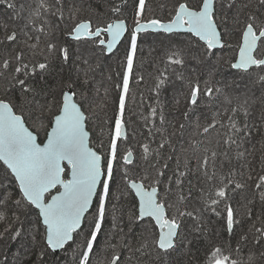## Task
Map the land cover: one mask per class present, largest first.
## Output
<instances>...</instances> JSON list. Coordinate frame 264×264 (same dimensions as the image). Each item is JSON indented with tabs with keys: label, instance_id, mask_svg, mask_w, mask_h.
Wrapping results in <instances>:
<instances>
[{
	"label": "snow or ice",
	"instance_id": "1",
	"mask_svg": "<svg viewBox=\"0 0 264 264\" xmlns=\"http://www.w3.org/2000/svg\"><path fill=\"white\" fill-rule=\"evenodd\" d=\"M148 2L109 0L107 19L98 16L94 22L79 19L78 9L66 16L65 0H0L14 19L24 20L19 32L0 25L5 33L0 46L19 49L0 59V239L8 235L22 245L28 241L35 256L32 264H58L55 257L69 251L72 264H94L99 238L107 240L113 233L120 235V242L109 240L107 264H169L174 253L190 252L193 241L209 231L206 215L221 218L223 231L237 244H206L204 264H264V159L254 177L255 165L243 147L245 134L251 135L246 122L251 94L257 87L264 94V0H176L167 19L150 18ZM61 24L71 25L67 36L78 50L58 42ZM147 33L169 38L186 33L190 40L169 47L156 69V105L145 117L152 127L134 154L131 149L121 151V146L128 139L131 85L143 80L134 75L138 41ZM121 48L120 80L114 82L118 95L109 121L102 115L109 89L104 88L99 101L94 73L101 58H115ZM56 59L62 65L78 61L74 77L59 82L56 90L46 81L37 87ZM222 63L233 70L230 83L216 79ZM201 71H206L203 80ZM173 76L189 88L187 102L192 107L184 113L188 123L173 126L165 135L167 120L158 97ZM105 79L111 82L112 76ZM201 102L213 110L211 116L189 119ZM177 133L181 138L188 135L178 147L172 139ZM117 170L125 182L120 195L131 198L126 211L113 203L111 185ZM250 182L253 195L246 198ZM32 215L35 221L29 222ZM108 215L113 216L111 232L104 231ZM125 215L127 231L120 225ZM85 228L84 242L79 243ZM249 232L259 262L253 254L247 261L239 258ZM118 248L127 249V259Z\"/></svg>",
	"mask_w": 264,
	"mask_h": 264
},
{
	"label": "trees",
	"instance_id": "2",
	"mask_svg": "<svg viewBox=\"0 0 264 264\" xmlns=\"http://www.w3.org/2000/svg\"><path fill=\"white\" fill-rule=\"evenodd\" d=\"M176 0H149L147 5V15L151 17H158V18H168V9L171 8ZM17 3H20L21 0H16ZM66 8H65V15L67 16L69 14V10L71 9H78L77 16L79 19L89 17V15H94L96 18L100 16L102 19H107V16L104 14L108 10L109 6V0H65ZM167 7H162V6ZM164 14V15H163ZM166 14V16H165ZM0 25H7L8 31L17 30L18 32L24 25V20H17L14 19V13L12 10L5 8L4 6H0ZM70 24H61L60 29L57 31V34L60 33H67L68 29L70 28ZM3 33L0 31V38H3ZM58 39V38H57ZM190 40V35L187 34H174L171 38H169L166 34H146L141 36V40L138 41V53H137V61H136V70H135V77L139 78L143 76V80H134L131 85V93H130V100L127 104L126 109V120L130 127L129 137L126 141L123 142V145L121 146V151H124L125 149H131L133 150L134 154H137L139 152V145L142 142H145L147 138L149 137V128L152 127L151 124H146L145 117H147L150 113V106L156 105V99L154 92L152 91L153 88V82H154V76L156 75V69L157 67L162 66V58L164 57L165 53L168 51L169 47L175 48L179 45L187 44ZM58 42L61 41L58 39ZM183 42V43H181ZM75 43V42H74ZM75 51L78 50L79 45L75 43ZM19 49H13L11 46L8 48H4L3 46H0V59H3L7 56L14 55L16 51ZM118 55H116L117 57ZM115 57V58H116ZM109 58H102L104 60L105 66H101L96 70L94 73L96 86H99L101 89L100 97L97 99L102 102L103 98V92L104 88L107 87L109 89V101L106 105V107L103 108L102 115L105 119H108L109 121L114 115L115 112V106L114 103H112L113 99L118 95L114 88V82H119L120 76L119 72L121 70H117V77L114 79L112 77V81H107L105 77L108 75L112 76V72L115 70V67L117 63H114L113 66H111V62L113 59ZM119 58V57H118ZM117 61V58L114 60ZM54 66L51 73L47 74L42 81L37 83V87L40 86L41 83H44L46 81V86L52 90L57 89V85L62 80H67L69 76H73L75 74V69L71 72L69 70H65V73L60 72L59 65H56L53 63ZM105 70L103 73L102 71ZM100 73L101 76L98 74ZM110 73V74H109ZM229 74L230 76L225 77L226 74ZM233 74V71L229 68L227 63H222L218 66V69L216 71V79L220 81H228L229 83L234 79V76H231ZM200 78L203 80L206 78V71H201L199 73ZM91 86V85H90ZM256 90L258 89L255 88ZM259 92V90H258ZM189 93V88L185 83L182 81L176 79L175 76L171 77V81L168 84L166 88H164L161 92V95L158 97L161 105L164 108V113L166 116L167 123L165 125V128L167 131L165 132V135H168V133H171L173 131V126H175L177 129L179 128L180 123L187 124L188 121L185 119L184 113L186 111H189L191 109V105L187 102V97ZM254 92H252V107L253 109L251 111L250 109V115L246 118V122L248 124L249 130L251 132V135L246 136V141L243 145L245 149H247V152L249 155V160L255 165V172H253V176L255 177L257 172H260V169L262 165L260 164V161L264 159V106L263 104L259 103V100L257 97L253 95ZM3 94V86L0 85V95ZM17 102L18 96H17ZM39 100L40 98L37 97ZM212 109L209 108V106L205 102H201V105L199 108L195 109L193 113H190L189 119H193L194 115H201V114H207L208 116H211ZM206 122V121H202ZM95 132L98 133V129L93 128ZM191 129H189V132ZM159 134H156V139L158 140ZM198 138V137H197ZM104 139L105 144L107 145L108 140V129L107 126H105L104 130ZM174 144L178 147L180 143H185L188 139V135L186 134L183 138L179 136L177 133L176 136L172 137ZM187 146V145H185ZM155 147V145H153ZM235 163V161H234ZM133 177L135 176V173H130ZM252 185L248 188V190L245 193V197H251L253 195V188L254 184L250 182ZM125 190V182L120 178L119 170H117V175L114 178V182L111 185V192L113 195V203L118 205L119 211L123 210V203L121 204V200L123 201L125 199H129L130 197H121V191ZM237 199H240L237 197ZM94 208L92 209V212ZM119 211L116 212V216H119ZM242 208H238V212H242ZM257 212H259V208L256 209ZM109 213L113 212V209L109 207L108 209ZM35 220V216H32ZM24 218L23 216L21 217ZM127 218V217H126ZM89 221L93 219L92 216H89ZM105 221L104 229L107 226V229L104 230L105 232H111V222L113 220L112 215H108ZM205 223L208 225L209 231H207L203 237H201L198 241L202 243L203 251L200 253V256L198 258H195L192 255L188 256L187 254H184L181 258V256L176 253L173 254V256L169 260V264H204L207 254H208V248L205 247L206 244L211 245V243H215L212 241V237L210 236V231L212 228H223V222L221 218L215 217V216H207L205 218ZM4 229V225L0 224V232H2ZM136 230V229H135ZM88 229L85 228L84 234L80 236V242H84V236L87 234ZM224 234H226L225 231H223ZM254 232V229H253ZM139 235V234H138ZM196 235V234H193ZM7 235H5L6 237ZM249 242L243 249L242 253L240 254V258L247 261L248 256L250 254L255 255L257 261H260V254L255 250L253 247V233L249 232ZM4 237V238H5ZM0 239V264H2L4 260V253L5 249H7L8 243H1ZM111 241L112 244H118L120 242V235L113 233L108 236V239L106 240L104 237L99 238V247L97 250V255L93 258L94 264H107V259L110 258L111 255V249L106 248L108 247V242ZM132 243V241L128 242ZM217 244V243H215ZM229 245L233 246V243L230 241H225L222 243L221 246L227 248ZM73 248H75V245H73ZM118 252H120L125 259H127L129 253L127 249H117ZM17 255L14 257V263L15 264H32L33 260H35V256L32 252V245L25 241L23 245L21 244L19 248L16 250ZM187 256V257H186ZM72 258L73 253L69 251L68 253L61 252L57 257H55L58 264H72ZM147 259V258H146Z\"/></svg>",
	"mask_w": 264,
	"mask_h": 264
},
{
	"label": "rangeland",
	"instance_id": "3",
	"mask_svg": "<svg viewBox=\"0 0 264 264\" xmlns=\"http://www.w3.org/2000/svg\"><path fill=\"white\" fill-rule=\"evenodd\" d=\"M126 15H128V17H129V19H130V16H131V12H130V10H129V12L126 14ZM57 38L65 45V46H69V45H71V47H72V49H73V51H75V43L72 41V40H69V38L67 37V34H65V33H63V34H61L60 35V33L59 34H57ZM235 38V37H234ZM234 38H233V40H234ZM181 43H183V42H181ZM122 55H123V49L121 48V51H120V53H118V56L116 57L117 58V61H116V63L118 64V60L119 59H121L122 58ZM119 57V58H118ZM95 59V58H94ZM53 63H55L56 65H59V70H60V72H62V73H65V70L67 69V70H69L70 72L72 71V70H74L75 68H76V64H78L79 62L77 61L76 62V64H74V65H62L61 63H60V61H59V59H56V60H54L53 61ZM100 63H101V66H105V64H102V58H101V61H100ZM111 64V66H113L114 65V62H112V63H110ZM53 66H54V64H53ZM55 67V66H54ZM116 69H117V65H116V67H115V70L112 72V77H114V79H116V75H117V72H116ZM118 70V69H117ZM233 71V70H232ZM103 73L105 72V70H103L102 71ZM100 76H101V74L100 73H98ZM110 74V73H109ZM95 76H96V74H95ZM228 76H230L228 73L226 74V76L225 77H228ZM231 76H233V74L231 75ZM114 100V99H113ZM115 106V105H114ZM129 125H127V131H128V137H129V132H130V127H128ZM130 199L131 198H129V199H127L129 202L128 203H123V199L121 200V204L123 203V210L122 211H126L127 209H129L130 207H131V203H130ZM93 211H95V207H94V210ZM33 216V215H32ZM30 217L29 218V222H34L35 220L33 219V217ZM127 215H125L124 217H123V219L122 220H120V225L122 226V227H124L125 228V230L127 231V223H128V221H127ZM24 219V218H23ZM106 223H108V221L106 220ZM107 229V226L105 227V229L104 230H106ZM134 231L136 232V234H137V236H138V234H139V231H140V229H134ZM210 236L212 237V241L213 242H215V243H217V244H219V245H222V243L223 242H225V237H224V232H223V228H212V230L210 231ZM131 240H129L128 242H130ZM78 242H80V237H79V239H78ZM1 243L2 244H4V243H8L7 244V249H5V253H4V260H3V262H2V264H15L14 263V257L17 255V252H16V250L19 248V246L21 245V242H19V241H12L10 238H9V236L7 235L4 239H2L1 240ZM107 249H108V247L107 246H105ZM245 248V247H244ZM197 249H199V250H197ZM203 251V246H202V243L200 242V241H198V240H194L193 241V244H192V246H191V251L189 252V251H178V252H176V255L178 254V256L180 255L181 256V258H183L182 256L184 255V254H189V255H192V256H194L195 258H198L199 256H200V253ZM188 254H187V256H188ZM186 256V257H187Z\"/></svg>",
	"mask_w": 264,
	"mask_h": 264
},
{
	"label": "flooded vegetation",
	"instance_id": "4",
	"mask_svg": "<svg viewBox=\"0 0 264 264\" xmlns=\"http://www.w3.org/2000/svg\"><path fill=\"white\" fill-rule=\"evenodd\" d=\"M175 3H176V1H175ZM174 3V4H175ZM170 9V8H169ZM168 9V10H169ZM164 15V14H163ZM165 16H166V14H165ZM82 19H91V20H93L94 22L96 21V16H94V15H89V17H85V18H82ZM162 19H165V18H162ZM130 20V19H129ZM67 34V33H66ZM147 34H149V33H147ZM151 34H164V33H151ZM143 35H146V34H141V36H143ZM167 35V34H166ZM187 35H189V34H187ZM68 37V36H67ZM69 38V37H68ZM237 38H234V40H233V43H235V40H236ZM69 40H71L70 38H69ZM141 40V37H140V39H139V41ZM73 42H75V41H73ZM61 44H63L62 42H60ZM76 43V42H75ZM118 55V54H117ZM116 59V58H115ZM115 59H113V61L112 62H114V63H116V61H114ZM111 62V63H112ZM102 64H105L104 63V60L102 59ZM117 69L118 70H121L120 68H119V66H118V64H117ZM116 77H117V75H116ZM258 90L259 89H253V95L255 96V97H257L258 98V100H259V103L260 104H263V106H264V94H262L260 91L258 92ZM115 91H116V93L118 94V92H117V90L115 89ZM253 109H251V111H252ZM127 125H128V123H127ZM129 127V126H128ZM224 237H225V241L227 242V241H230V242H232L233 243V246H236V244H237V239L236 238H234V237H232V236H229L227 233L226 234H224ZM233 258H236V256H235V254H234V257ZM240 258V257H239Z\"/></svg>",
	"mask_w": 264,
	"mask_h": 264
},
{
	"label": "water",
	"instance_id": "5",
	"mask_svg": "<svg viewBox=\"0 0 264 264\" xmlns=\"http://www.w3.org/2000/svg\"><path fill=\"white\" fill-rule=\"evenodd\" d=\"M180 34H186V33H180ZM94 208V207H93ZM92 211V210H91Z\"/></svg>",
	"mask_w": 264,
	"mask_h": 264
}]
</instances>
